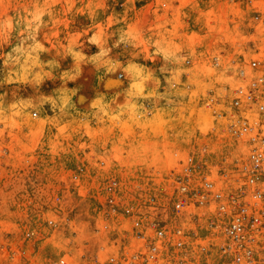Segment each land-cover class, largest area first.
I'll use <instances>...</instances> for the list:
<instances>
[{"label":"clouds","instance_id":"obj_1","mask_svg":"<svg viewBox=\"0 0 264 264\" xmlns=\"http://www.w3.org/2000/svg\"><path fill=\"white\" fill-rule=\"evenodd\" d=\"M77 3L84 9L86 23H81L82 31L76 38L65 37L67 44L57 38L52 54L41 33L51 32L56 36L61 25L67 27L65 15L73 9L80 12ZM158 3L164 9L172 7L170 0H158ZM117 6L122 11H117ZM231 6L235 10L233 31L240 43L236 52L226 55L222 54L223 49L200 52L178 32L173 19L158 16L152 26L137 22L135 0L123 3L120 0L111 3L108 0H0V136L6 129L21 126L46 124L59 129L74 125L79 137L76 148L69 145L64 151L78 150L79 141L88 136L92 140L91 163L96 168L119 166L116 155L141 166L163 163L164 155H168L185 174H190L191 155L181 152L179 147L164 155L150 152L139 133L162 128L170 133L175 145H190L197 134L207 135L201 124L192 123L189 116L191 108L202 103L209 113L208 131L216 133L222 128L234 137L250 141L246 147L229 153L231 159L226 156L223 162L225 166L230 163L239 166L252 186L245 197L247 204L242 215L246 216L249 206L264 207V70H257L260 65L250 60L253 49L247 47L249 43L264 44V0H231ZM180 7L196 11L199 6L195 0H181ZM42 54H46L45 59H41ZM240 56L244 57L243 61ZM233 108L241 109V115ZM94 128L108 131L130 128L136 130L137 136L121 142L117 153L109 147L110 143L115 144L114 140L90 136ZM218 151L222 150L208 147L203 154ZM215 167L219 169L220 165ZM75 171L84 174L79 157ZM19 187L37 197L42 191L34 177L24 179ZM16 188L15 183L10 184L5 195L16 193ZM241 191H244L242 186ZM135 194L143 197V188L137 187ZM213 198L223 202L226 196L216 188ZM198 199L203 203L208 196ZM4 202L0 197V203ZM6 203L10 210L12 201ZM221 208L227 211L223 204ZM115 213L113 209L112 214ZM54 215L56 219L49 218L47 226L50 233H55V247L43 254L37 251L40 232L30 222L20 233L26 242L23 248L13 246L15 232L0 235V264H67L69 257L76 264H85L87 246L99 234L74 227V222L79 220L74 210L57 209ZM44 217L45 210L40 208L37 219L43 221ZM246 223L239 216L232 223L233 237L244 239L248 245L238 252L233 264H257L253 254L259 255L257 245L264 244V233L257 229L255 234H247ZM157 236L166 239L163 232ZM29 245L31 255L27 251ZM230 250V246L225 247L221 254ZM158 251L159 241H156L152 252L155 255ZM208 251L201 250L202 254ZM187 262L185 255L177 264ZM259 264H264V255L260 256Z\"/></svg>","mask_w":264,"mask_h":264},{"label":"rangeland","instance_id":"obj_2","mask_svg":"<svg viewBox=\"0 0 264 264\" xmlns=\"http://www.w3.org/2000/svg\"><path fill=\"white\" fill-rule=\"evenodd\" d=\"M197 1H200L198 9L204 12L200 11L199 19L194 18L196 12L192 11L190 7H180L181 0H170L172 7L169 9L162 8L158 0H135V20L145 26H152L157 23L158 16L173 19L177 24L178 32L189 39L200 52L208 53L217 49H223L222 54L226 55L236 52V45L240 41L235 38L233 31L235 10L231 6V0H195L196 3ZM108 2L111 3V0ZM120 2L123 3L124 0H120ZM76 7L80 9V12H76V9L68 12L65 15L67 27L61 25L56 36L51 32L41 33V39L46 47L52 49V54H55L52 45L57 38L67 44L66 36L76 38L82 31L81 23H86L84 9L79 3ZM176 9L179 11L177 12ZM117 11H122L119 6H117ZM185 12L188 13L187 16L182 15ZM45 36L48 37L47 40L44 39ZM97 40L99 43V37ZM247 47L253 49L250 56L252 62H264V44L249 43ZM45 58L46 54H42L41 59ZM239 59L243 61L244 57L240 56ZM259 70H264V64H261ZM208 115L209 113L203 109L202 103L193 106L189 112L191 122H199L203 130L207 132L206 136L197 134L194 148L206 144L207 148L222 150L209 154L208 157L209 164H219L224 162L226 156L231 159L229 153L242 147L243 140L233 137L222 128L216 133L208 131ZM223 115L227 116V112H224ZM135 131L130 128L110 131L94 128L90 136L97 140H114L115 144L110 143L109 147L114 148L118 153L121 142L137 136ZM143 132H140L139 136L144 140L143 144L150 152L154 151L162 155V153L174 151V149L165 148H174L175 144L167 142L171 138L170 133H165L162 128L157 132H152L151 129L146 130L149 138L147 133ZM78 139L74 125H66L59 129L50 128L46 124L35 127L21 126L15 130L6 129L4 135L0 136V149H2V153H0V197H3L5 201L0 203V235L15 232L17 238L13 246L23 248L26 242L21 238L20 233L31 222L40 232L36 246L37 251L43 254L56 245L55 233H50L48 230L47 220L49 218L56 219L54 213L57 209L64 212L74 210L79 218L78 222H74V227L91 229L99 234L96 240L87 246L85 254L90 258L97 255L103 258L108 252H114L119 247V244L112 245V241L119 242L118 240L130 231L131 225L127 220L128 217L121 214L120 211L117 210L113 215L112 207L107 202L106 187L111 179H116L118 183L116 199L119 201L117 206L119 209H122L123 205H133L144 221H160L163 227L170 229L168 231L171 240L176 241L175 239L178 237L183 239L192 264H207L214 260V253L209 255L200 252V247L206 244L210 238L209 231L211 230L207 225L210 217L214 215L213 207L190 205L185 207L183 212L177 213L174 210L173 206L178 194L174 187L177 182L170 174L181 170L182 167L173 163L170 156L165 155L166 161L163 164L157 161L155 164L141 166L139 162L116 155L115 159L120 162L119 166L96 168L91 163L92 140L88 136L85 137V140L79 141L81 147L78 150L64 151L69 148V145L75 149V142ZM149 139L154 140L153 144ZM163 139L166 142L162 150ZM158 141L161 146L158 145ZM42 148L43 150H41ZM189 148L187 144H184L180 150L190 155L194 149L189 150ZM85 151L86 154H83ZM82 154L86 158L85 160L81 158ZM62 155L63 161L61 160ZM77 157L83 162V175L75 171ZM96 163L99 161L97 160ZM211 170L213 174L218 171L216 168ZM78 175L80 179H75L74 177ZM31 177L39 181V188L42 191L38 197L24 192L19 187L20 184H23L24 179ZM14 183L17 185L16 193L9 192L5 195V190ZM137 187L143 188V197L135 194ZM8 200L12 201L10 210L6 203ZM40 208L45 210L43 221L37 219ZM177 227L181 228V235L174 233ZM222 238V234H218L213 240L218 242ZM101 248H104L105 251H100ZM27 251L31 255L30 245ZM39 259L40 257H37V260ZM67 262L76 264V261L71 257Z\"/></svg>","mask_w":264,"mask_h":264},{"label":"built area","instance_id":"obj_3","mask_svg":"<svg viewBox=\"0 0 264 264\" xmlns=\"http://www.w3.org/2000/svg\"><path fill=\"white\" fill-rule=\"evenodd\" d=\"M256 63H258L260 67L261 64H264V62L261 61H256ZM253 102H256L255 97H253ZM233 111L238 116L241 115V109L233 108ZM237 139L243 140L242 144L244 147L250 143V141H245L243 138ZM205 148H207L206 144L198 146L195 148L194 152L190 154L193 157V163L189 166L190 174H185L183 168L170 174L173 180L177 182L174 189L178 192L173 207L177 213L183 212V209L190 205L193 207L198 205L213 207L212 211L214 215L210 217L207 225L208 229L211 230L209 231L210 238L206 244L200 247V252L202 249H208L209 251L206 254H215L214 260L209 261L207 264H233L235 256L242 247L248 246L244 239L233 237V233L230 231L233 220L238 216L242 219H246L247 223L245 229L246 233L249 235L255 234L257 229H259L261 233H264V207L256 208L254 206H249L248 213L246 216H243L242 210L247 204L245 197L252 187L247 183L248 177L242 174L239 166L231 163L225 166L223 162L219 163L220 168L216 174H213L211 169L216 168L215 166L217 164H209V154H203ZM180 163L182 164V161ZM208 185H212L213 187L210 188ZM241 186L244 191H241ZM216 188L225 193L226 199L223 202L213 198V191ZM182 189L184 190L182 191ZM106 191L108 193L107 202L110 207H112V210H118L121 214L123 213L124 216L128 217L127 220L131 224L129 228L130 231H128L130 237L127 232V234H124V236L118 240L119 242L112 241V245L119 244V247L114 252H108L103 258L98 255L93 258L88 257L85 264H177L181 257L188 255L186 244L183 243V239L178 237L175 239L176 241L171 240L170 229L163 227L160 221H144L140 213L134 209L133 205H123L122 209L117 207L119 201L116 199L118 192V183L116 179H111L109 181ZM205 194L208 196V200L202 203L198 199V196H203ZM177 204H180L181 207L177 208ZM221 204H223V207L226 208L227 211L222 210ZM257 221H259V223H257ZM153 225L156 227L153 228ZM209 225H211V227H209ZM160 232H163L166 239L161 240L157 236V233ZM174 233L181 235V228L177 227ZM218 234H222L223 238L217 242L213 239ZM156 241H159V251L154 255L152 248L155 246ZM181 244L183 245L182 247L179 246ZM229 246L231 249L230 252L222 255L223 248ZM257 247L260 249V254L257 255L254 253L253 259L259 264L260 256L264 255V244H258ZM67 264L70 263L67 262ZM187 264H192L189 258Z\"/></svg>","mask_w":264,"mask_h":264},{"label":"crops","instance_id":"obj_4","mask_svg":"<svg viewBox=\"0 0 264 264\" xmlns=\"http://www.w3.org/2000/svg\"><path fill=\"white\" fill-rule=\"evenodd\" d=\"M199 2L200 1H197V4L199 5ZM200 11L201 12H203V10H200V9H198V10H196L195 12H196V15H194V18L195 19H199L200 18V16H201V14H200ZM204 13V12H203ZM135 133L137 134V132L135 131ZM144 134H146L147 133V137L149 138L150 136H149V134H148V132H143ZM168 134V133H167ZM119 136H120V134H119ZM150 140V142L153 144V142H154V140L153 139H149ZM144 140L142 139V142H143ZM164 139L162 140V150H163V145H164V143L166 142V141H164ZM156 142H157V140H156ZM169 144H173L174 143V141L170 138V140H168L167 141ZM195 142H196V139H194L192 142H191V144L190 145H188V148H189V150L191 149V148H193L194 150H195V148H194V146H195ZM175 144V143H174ZM158 145L159 146H161V144H160V142L158 141ZM182 146L183 145H174V148H172V147H165V148H168V149H174L175 150V148H177V147H179V148H182ZM88 151V150H87ZM83 154H86V151L85 152H83ZM81 155V158L83 159V160H85L86 158H84V155ZM162 155H164L163 153H162ZM166 161V156L164 155V161H163V163ZM162 163V164H163Z\"/></svg>","mask_w":264,"mask_h":264}]
</instances>
